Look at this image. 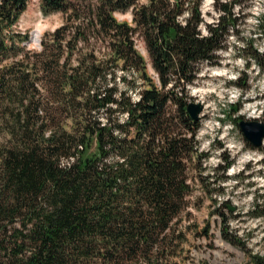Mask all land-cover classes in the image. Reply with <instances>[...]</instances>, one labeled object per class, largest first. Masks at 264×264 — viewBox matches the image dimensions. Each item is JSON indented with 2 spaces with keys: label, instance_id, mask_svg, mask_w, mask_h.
<instances>
[{
  "label": "trees",
  "instance_id": "16d2710c",
  "mask_svg": "<svg viewBox=\"0 0 264 264\" xmlns=\"http://www.w3.org/2000/svg\"><path fill=\"white\" fill-rule=\"evenodd\" d=\"M28 1L0 0V264L186 263L194 193L225 223L230 202L213 196L233 162L222 152L206 173L190 87L239 34L242 0H213V23L202 0H39L63 19L33 48L16 29ZM126 11L130 21L118 20ZM256 31L264 37V14ZM242 48L264 71L253 39ZM236 83L245 89L248 78ZM252 198L262 209L250 212L264 218V187ZM208 227L196 233L209 237ZM246 258L222 264H264V254Z\"/></svg>",
  "mask_w": 264,
  "mask_h": 264
},
{
  "label": "rangeland",
  "instance_id": "374dc122",
  "mask_svg": "<svg viewBox=\"0 0 264 264\" xmlns=\"http://www.w3.org/2000/svg\"><path fill=\"white\" fill-rule=\"evenodd\" d=\"M201 4L204 19L208 23L215 22L218 12L213 8V0H202ZM233 12L240 15L237 23L239 34L230 32L227 38L230 47L219 50V64L214 65L221 67L223 74H215L214 67L204 64L196 84L190 87L193 89L190 90L192 100L203 105L198 139L201 142L200 150L209 154L203 160L206 173L213 175V168L223 163V154L220 153L233 158L226 171L227 178L220 179L223 191L213 196L219 202L229 200L230 210L220 209L226 214L224 223L212 199L199 190L195 191L194 194L202 197L188 207L189 218L182 220V224H194L188 232L187 248L191 257L183 264H196L204 260L211 264L245 262L248 252L264 254V218L250 212L262 209L260 202L259 206L254 205L252 194L264 187V144L258 148L252 147L238 123L246 119L264 120V71L253 62L247 50L242 51L243 43L249 39H253L254 46L264 51V37L256 31L260 16L264 14V0H242L234 5ZM116 17L130 21L131 13H116ZM62 19L61 13L45 12L39 0H30L16 22V29L29 34L28 45L33 48L40 43L32 38L34 30L39 27L38 38L41 40V36L61 24ZM201 31L205 32L204 26H201ZM136 48L148 61L147 51L139 37ZM121 75L123 73L118 71L117 76ZM239 75L248 78L245 89L236 83ZM200 88L204 89L203 93L198 91ZM135 94L131 96L136 98ZM236 102L240 103L238 110H230L229 105ZM219 174L216 177L219 178ZM205 225H209L210 236L200 237L196 230ZM221 228H227L231 234L237 235L245 244V249L228 243L222 237Z\"/></svg>",
  "mask_w": 264,
  "mask_h": 264
},
{
  "label": "water",
  "instance_id": "95a60500",
  "mask_svg": "<svg viewBox=\"0 0 264 264\" xmlns=\"http://www.w3.org/2000/svg\"><path fill=\"white\" fill-rule=\"evenodd\" d=\"M37 41L40 42V38ZM202 107L201 102L189 101L187 104V109L194 120L199 119ZM238 123L244 138H247L254 147H260L264 137V120L246 119Z\"/></svg>",
  "mask_w": 264,
  "mask_h": 264
},
{
  "label": "bare ground",
  "instance_id": "6f19581e",
  "mask_svg": "<svg viewBox=\"0 0 264 264\" xmlns=\"http://www.w3.org/2000/svg\"><path fill=\"white\" fill-rule=\"evenodd\" d=\"M38 37H39V27H37L35 30H34V33H33V37L35 40H38ZM213 71L215 72V74H223L222 73V70H221V67L219 66H215L213 68ZM199 92H202L204 91L203 88H200V90H198Z\"/></svg>",
  "mask_w": 264,
  "mask_h": 264
},
{
  "label": "built area",
  "instance_id": "2783aa9c",
  "mask_svg": "<svg viewBox=\"0 0 264 264\" xmlns=\"http://www.w3.org/2000/svg\"><path fill=\"white\" fill-rule=\"evenodd\" d=\"M192 88V87H191ZM193 90V89H191ZM136 98L138 97L136 94H135ZM264 144V137H263V141H262V145ZM200 145H201V142H200ZM245 169V166L243 167Z\"/></svg>",
  "mask_w": 264,
  "mask_h": 264
}]
</instances>
